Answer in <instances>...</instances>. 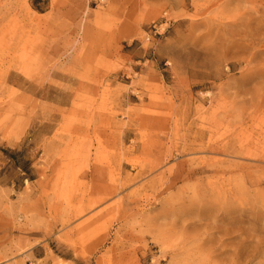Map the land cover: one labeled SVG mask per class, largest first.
Segmentation results:
<instances>
[{
    "label": "rangeland",
    "instance_id": "rangeland-1",
    "mask_svg": "<svg viewBox=\"0 0 264 264\" xmlns=\"http://www.w3.org/2000/svg\"><path fill=\"white\" fill-rule=\"evenodd\" d=\"M262 52L264 0H0V264H264Z\"/></svg>",
    "mask_w": 264,
    "mask_h": 264
},
{
    "label": "bare ground",
    "instance_id": "bare-ground-1",
    "mask_svg": "<svg viewBox=\"0 0 264 264\" xmlns=\"http://www.w3.org/2000/svg\"><path fill=\"white\" fill-rule=\"evenodd\" d=\"M260 20V19H259ZM257 33V32H256ZM262 53H264V52H262ZM225 203V202H224Z\"/></svg>",
    "mask_w": 264,
    "mask_h": 264
}]
</instances>
